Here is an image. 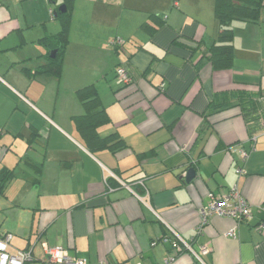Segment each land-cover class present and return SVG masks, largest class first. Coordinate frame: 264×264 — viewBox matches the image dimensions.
<instances>
[{
  "label": "crops",
  "instance_id": "obj_1",
  "mask_svg": "<svg viewBox=\"0 0 264 264\" xmlns=\"http://www.w3.org/2000/svg\"><path fill=\"white\" fill-rule=\"evenodd\" d=\"M172 2L74 0L56 79L36 71L51 55L41 39L59 31L51 11L63 0H0V172H13L0 193V232L12 235V252H32L25 264H42L40 241L88 264H164L171 231L208 247L205 264H264V97L249 114L240 106L241 95L264 96V1L257 24L232 23L233 66L218 72L205 59L218 33L213 0ZM114 40L126 44L119 53ZM68 48L77 62H66ZM85 53L104 56L96 70L79 65ZM118 65L131 80L111 90L108 106ZM53 80L74 94L95 84L110 120L97 133L117 134L127 149L90 151L51 105ZM67 107L84 112L73 99ZM189 168L196 176L186 183ZM233 187L252 219L212 215L202 225L209 195ZM233 227L236 238L226 237ZM191 262L183 252L172 264Z\"/></svg>",
  "mask_w": 264,
  "mask_h": 264
},
{
  "label": "trees",
  "instance_id": "obj_2",
  "mask_svg": "<svg viewBox=\"0 0 264 264\" xmlns=\"http://www.w3.org/2000/svg\"><path fill=\"white\" fill-rule=\"evenodd\" d=\"M263 1L264 0H213L212 10L217 22L218 33L205 52L206 63L210 65L213 72L230 70L232 68L234 62V35L232 23L239 21L257 24L260 19V9L262 8ZM73 2L74 0H63L64 12L59 11L57 7L51 11L52 17L58 20L60 29L56 34L41 39V42L47 47L49 52H55V54L52 56L49 55L47 62L38 67L36 71L37 74L56 79L61 75L62 58L68 44ZM142 28L146 31L153 32V30L148 27L147 23L143 24ZM198 46L199 43L197 47ZM119 66L120 65L116 68ZM75 95L78 102L83 107L84 112L81 115L73 116L72 119L88 149L92 152L98 149H107L112 153L126 150V143L117 134L112 133L105 137H100L97 133V129L109 123L110 120L106 111L101 106L100 95L95 84H88L77 89ZM245 95V97L241 95L242 98H240V106H244L242 110L244 115L254 110H259L262 107L261 102H263L262 98L264 96L261 92L255 95ZM141 157H143V155ZM35 168L36 175L38 176L40 168L38 166ZM12 176L13 172L10 170L4 169L0 172V193Z\"/></svg>",
  "mask_w": 264,
  "mask_h": 264
},
{
  "label": "built area",
  "instance_id": "obj_3",
  "mask_svg": "<svg viewBox=\"0 0 264 264\" xmlns=\"http://www.w3.org/2000/svg\"><path fill=\"white\" fill-rule=\"evenodd\" d=\"M172 6L178 8V0H173ZM113 45H120L121 42L114 40ZM115 76L119 83L127 84L130 82V76L127 70L119 66L115 70ZM261 131L264 133V124L261 127ZM253 138V137H252ZM254 141V140H253ZM242 162H245L247 154L245 151H239ZM238 174H243L242 168L237 170ZM124 185L123 183H121ZM142 185V183L140 182ZM127 189L128 186H125ZM134 195L138 196L135 192ZM259 211L264 212V207H260ZM201 224H205L207 219L216 215L219 217H226L236 220V222L248 221L252 219V212L249 204L241 197L236 187L229 190L224 195H209L207 205L201 211ZM201 230V229H200ZM171 252L164 260V264H172L176 258L183 252H187L192 262L190 264H205L202 257L209 252L208 247L201 246L198 249H193L192 246L184 241L178 234L171 231ZM226 237L236 238L234 227L226 232ZM12 235L8 233L0 232V264H25L33 260V255L30 250H17L11 251L9 249ZM41 249L43 250L44 259L42 264H88L84 258H77L70 256L66 250L61 247H50L47 243L40 241ZM106 264V263H100Z\"/></svg>",
  "mask_w": 264,
  "mask_h": 264
},
{
  "label": "rangeland",
  "instance_id": "obj_4",
  "mask_svg": "<svg viewBox=\"0 0 264 264\" xmlns=\"http://www.w3.org/2000/svg\"><path fill=\"white\" fill-rule=\"evenodd\" d=\"M119 40H121V39H119ZM110 42V41H109ZM121 42H122V40H121ZM124 42V41H123ZM122 42V43H123ZM75 43H73L72 44V42H70V45H74ZM110 44L111 45H113L111 42H110ZM125 45L126 44H122L121 46L119 45V47L117 46V48L116 47H114V46H112V47H110L111 49H112V51L113 50H116V51H118V53L119 52H121L124 48H125ZM77 47L75 46L74 47V49H76ZM73 49V50H74ZM121 49V50H120ZM66 57H65V60H66V62H67V60H69L70 59V61L71 60H73V61H76L77 62V60H76V57H75V55H74V53L68 48V50H67V52H66ZM85 55L87 56V54L85 53ZM103 59H104V56H100V55H95V54H93V53H91V55L88 57H82L81 58V60L79 61V65L81 66V68L82 69H84V70H96L97 68H98V64L99 63H101L102 61H103ZM117 67V66H116ZM117 79L115 78V80H114V78H113V76L111 75V72H110V75H109V79H108V84L109 85H111V89H110V93H109V96H111V98H110V100L108 101L107 100V105L108 106H112L113 105V101H114V99H113V95H112V91L113 90H116L117 88H118V85H120L121 83H119V84H116L117 83ZM95 82V81H94ZM96 84H99L98 85V88H99V86L101 87V82H96ZM64 85L65 84H62V81L60 82V81H57V80H53V86H52V88H51V94H50V99H52V101H51V105L55 108L56 107V113L58 114V113H63V115H64V117L69 121H71V117L73 116V115H76V113H70V109L67 107V105H69V103L72 101V99H73V101H74V103H75V106L76 107H78V109L81 111H83V108L81 107V105L78 103V100H77V98H76V96H75V94H74V92L72 91H69L68 89H66L65 87H64ZM115 85H117V86H115ZM122 85V84H121ZM120 85V86H121ZM123 86V85H122ZM104 88H102V90H103ZM99 90H101V88H99ZM112 90V91H111ZM63 99H65V105H64V103H63V110L61 111L60 109H61V102L63 101ZM60 113V114H61Z\"/></svg>",
  "mask_w": 264,
  "mask_h": 264
},
{
  "label": "water",
  "instance_id": "obj_5",
  "mask_svg": "<svg viewBox=\"0 0 264 264\" xmlns=\"http://www.w3.org/2000/svg\"><path fill=\"white\" fill-rule=\"evenodd\" d=\"M58 10L64 12V11H65V8H64V6H60V7L58 8ZM54 54H55V52L51 53V56L54 55ZM195 176H196L195 171H194L192 168H189V169L187 170V172H186V175H185V179H184V181H185L186 183H190V182H192V180L195 178Z\"/></svg>",
  "mask_w": 264,
  "mask_h": 264
}]
</instances>
